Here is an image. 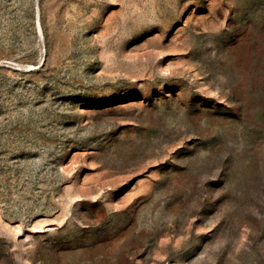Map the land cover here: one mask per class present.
Here are the masks:
<instances>
[{
  "label": "rangeland",
  "instance_id": "374dc122",
  "mask_svg": "<svg viewBox=\"0 0 264 264\" xmlns=\"http://www.w3.org/2000/svg\"><path fill=\"white\" fill-rule=\"evenodd\" d=\"M0 264H264V0H0Z\"/></svg>",
  "mask_w": 264,
  "mask_h": 264
}]
</instances>
